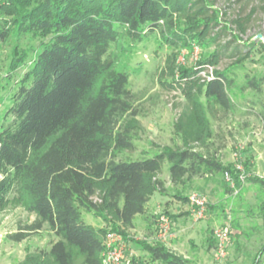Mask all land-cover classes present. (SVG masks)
Segmentation results:
<instances>
[{
    "label": "trees",
    "instance_id": "trees-1",
    "mask_svg": "<svg viewBox=\"0 0 264 264\" xmlns=\"http://www.w3.org/2000/svg\"><path fill=\"white\" fill-rule=\"evenodd\" d=\"M214 4L215 0H0L1 44L14 35L41 38L30 60L21 50L10 62L14 71L28 61L29 66L8 109L12 119L0 133V207L15 190L30 197L27 208L35 219L9 238L22 242L48 225L57 239L38 256L42 264H102L109 231L88 223L83 211L107 223L114 220L111 231L134 228L152 195L166 193L165 161L173 184L207 171L229 170L236 176L234 167H225L206 151L212 128L205 115L196 113L201 96L218 106L215 112L232 110L225 70L214 71L210 79H194L198 88L174 125L184 146L156 145L152 156L118 159L120 153L136 150L139 125L133 120L138 112L128 88L131 73L116 68L112 47L123 35L132 43L153 33L169 41L185 39L187 30L194 42L206 46L201 42L205 29L222 24ZM252 13L223 23L212 41L225 31L236 40L229 24L244 33ZM180 21L184 28L178 26ZM249 82L261 90L258 82ZM248 180L264 186L263 177ZM137 243L151 261L191 264L162 243ZM255 264H261V255Z\"/></svg>",
    "mask_w": 264,
    "mask_h": 264
},
{
    "label": "rangeland",
    "instance_id": "rangeland-1",
    "mask_svg": "<svg viewBox=\"0 0 264 264\" xmlns=\"http://www.w3.org/2000/svg\"><path fill=\"white\" fill-rule=\"evenodd\" d=\"M213 7L222 24L238 17L244 19L252 11L246 31L239 33L234 24H229L238 38L233 40L231 33L225 31L217 41H212L222 24L207 28L201 37V42H207L206 46L202 44L203 47L190 38V30L185 32V39L171 38L169 41L153 33L139 43H132L123 35L112 47L117 55L116 68L131 73L128 88L134 94L133 105L138 112L133 120L139 125L136 150L120 153L118 159L152 156L156 145L184 146L174 125L186 109L188 96L198 88L194 79L225 70L234 102L232 110L215 112L218 106L204 96L200 97L201 104L196 106V113L205 115L212 128L206 151L225 167L231 168L237 161L242 162L248 177L264 178V0H215ZM178 26L184 28L185 24L180 21ZM40 41V37L28 34L20 38L14 35L8 43H0V133L3 124L12 119L8 109L21 76L29 66L28 61L14 71L10 67L11 59L25 50L31 56L30 60L39 49ZM227 43H230L228 49L225 48ZM235 47L237 51L233 52ZM253 80L261 85V90L249 86V81ZM168 168L169 163L165 161L162 178L167 190L165 197L156 202L151 211V233L118 228L125 237L126 263L153 262L149 255L138 254V250L146 252L137 243L145 240L152 244L170 242L175 245L173 251L189 259L191 264H255L260 255L261 264H264V186L247 178L245 182L236 183L235 192L225 181L223 172L209 171L173 184L167 176ZM196 191L206 196L212 214L210 216L208 212L202 220H195L188 208L189 196ZM179 195L187 196L188 200ZM29 200L25 192L15 190L0 207V264H42L38 256L49 251L51 243L57 239L48 225L22 242L9 238L21 225L35 219V214L27 208ZM158 207L171 216L173 223V236L164 240L157 237ZM83 218L91 224L103 223L109 232L110 224L116 223L114 220L107 223L85 211ZM227 222L230 224V245L226 257L217 260L213 230Z\"/></svg>",
    "mask_w": 264,
    "mask_h": 264
},
{
    "label": "built area",
    "instance_id": "built-area-1",
    "mask_svg": "<svg viewBox=\"0 0 264 264\" xmlns=\"http://www.w3.org/2000/svg\"><path fill=\"white\" fill-rule=\"evenodd\" d=\"M264 40V39H263ZM212 73L203 75L204 79H210ZM234 173L229 170L223 173V177L232 189L237 192L236 183L245 182L248 178V173L242 162H236L234 165ZM157 212V237L160 240L168 239L173 236V223L167 212L160 210ZM209 211L208 201L206 196L201 192H193L189 196V212L195 220L205 219ZM230 224L227 222L224 225L217 226L213 230L214 250L217 260H222L227 255V250L230 245L229 239ZM125 238L115 231H110L104 238V248L102 252V264H127L125 261Z\"/></svg>",
    "mask_w": 264,
    "mask_h": 264
},
{
    "label": "crops",
    "instance_id": "crops-1",
    "mask_svg": "<svg viewBox=\"0 0 264 264\" xmlns=\"http://www.w3.org/2000/svg\"><path fill=\"white\" fill-rule=\"evenodd\" d=\"M167 176H168V179H169V173L168 172H167ZM169 181H170V179H169ZM163 197H165V194H161V193H158V192L154 193L152 195L150 201L147 203L145 212L143 214H140V215L136 216V218H135V227L133 228L134 231L138 230L140 232V234H147V235L151 233V229L149 227L150 214H151V211L154 208V204L156 202H159V200L161 198H163ZM152 200H154V202H151ZM188 208H189V201H188ZM208 212L210 213V216H211L212 215L211 214V210H209ZM93 225L96 226V227H103L104 226L103 223H98V222H95ZM147 235H145V237ZM164 245L167 246L169 249L176 250L175 245L171 244L170 242L164 243ZM138 254L140 256H145V254L148 255L147 252H142L141 250H138ZM155 262H160V261H153L150 264H154Z\"/></svg>",
    "mask_w": 264,
    "mask_h": 264
}]
</instances>
